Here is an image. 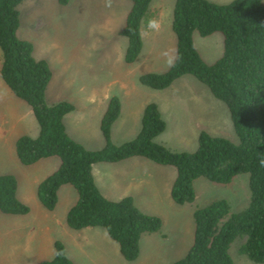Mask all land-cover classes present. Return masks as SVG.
Segmentation results:
<instances>
[{"label":"trees","instance_id":"trees-1","mask_svg":"<svg viewBox=\"0 0 264 264\" xmlns=\"http://www.w3.org/2000/svg\"><path fill=\"white\" fill-rule=\"evenodd\" d=\"M24 0H0V77L12 93L31 108L39 133L36 137L20 135L15 143L19 162L31 165L42 158L57 156L59 167L37 185V199L47 210L58 203L63 185H71L77 200L69 208L66 224L73 230L101 228L115 241L122 257L135 261L140 255L144 234L161 231L162 218L139 209L132 196L118 200L105 197L95 182L93 165L115 163L142 157L159 165L172 166L176 176L170 196L177 205L192 203L194 183L199 178L230 184L235 177L248 173L250 200L233 211L226 199H217L193 210L194 236L186 254L170 264H234L230 254L233 242L241 239L239 251L256 263H264V0H175L171 28L176 38L175 59L163 72H146L138 82L150 89L162 90L184 75H192L206 85L212 95L223 101L230 113L239 139L201 131L198 148L193 152L172 151L154 141L166 127L158 105L148 103L141 128L131 140L114 144L111 128L120 115L117 96L109 98L100 129L105 145L87 149L66 130L64 117L74 105L66 100L46 101L52 71L45 59L35 58L34 46L20 39L19 5ZM66 5L70 0H57ZM131 8L119 31L126 37L124 61L132 64L143 48L141 24L149 15L153 0H130ZM223 35V53L213 63H206L196 49L193 34ZM18 181L13 174H0V211L25 215L30 206L17 196ZM35 264H77L67 254L65 244L57 239L54 254Z\"/></svg>","mask_w":264,"mask_h":264},{"label":"rangeland","instance_id":"rangeland-1","mask_svg":"<svg viewBox=\"0 0 264 264\" xmlns=\"http://www.w3.org/2000/svg\"><path fill=\"white\" fill-rule=\"evenodd\" d=\"M210 1L222 4L232 0ZM174 3L175 0H165L164 18L158 32H151L145 28L150 15L143 19L141 24L143 48L132 64L124 61L127 39L119 33L131 8L130 0H70L66 5L59 4L57 0H24L19 5L20 26L17 36L32 42L34 57L45 59L52 71L46 101L53 104L66 100L74 105L73 111L65 117L66 124L72 136L87 149H99L105 145L100 123L108 100L112 96H117L125 105L121 117L111 128V139L114 144L137 136L141 128L144 110L142 108L150 102L161 104V112L166 119L165 130L155 137L154 141L172 151H195L198 148L201 131L228 138L235 143L239 142L226 104L215 98L209 88L194 76L184 75L162 90L150 89L138 82L140 74L163 72L175 59L176 38L171 28ZM193 41L206 63H213L223 53V35L220 32L206 37L195 32ZM1 56L0 50V59ZM0 83L2 84L0 91L5 96L0 100V108L15 106L17 110L15 134L28 133L37 136L39 127L28 104L17 98L1 79ZM98 98H101V103ZM11 145V139L0 143V173L14 171L18 173L21 192L26 193L27 204L32 206L35 212V204L40 206V203L35 188L30 199L33 177L31 172L28 174L31 178H24L19 174L20 168H24V165L19 163L14 151L12 153L9 149ZM149 164L151 165L141 167L138 171L144 175L145 182L141 194L136 196V203L143 212L162 217L164 226L161 232L167 234L169 242L163 240L161 246H164V249L166 245L178 247L176 251L169 252L170 256L165 260L167 264L186 254L191 246L194 236L192 213L195 208L217 199H226L233 211H240L249 203V175L243 173L227 185L199 178L194 183L196 191L194 202L177 205L172 201L168 190L172 178L168 179L166 174L154 169L155 164L151 162ZM51 169H45L46 172L36 171L42 177ZM172 170L175 172L174 168ZM76 200L75 189L71 185H64L53 212L41 206L45 215L41 217L33 215L34 237L46 241L47 235H52L69 243L70 235L76 234V231L65 223L62 227L56 222L65 221L68 209ZM35 219L38 220L36 224ZM46 226L50 230H46ZM63 228H67L68 231ZM97 230L104 232L101 228ZM241 243L242 240L237 239L230 248L234 264H264L253 262L242 254L239 251ZM85 250L90 251L89 248ZM95 256L93 254L91 258L94 257L100 264L102 261H106V264H116L112 258L113 254L106 257L98 254ZM74 257L79 263L92 264V259L84 257L81 253ZM35 259L33 258V263L37 261ZM150 261L159 264L162 259L153 258ZM1 262L7 264L8 261L0 259Z\"/></svg>","mask_w":264,"mask_h":264},{"label":"crops","instance_id":"crops-1","mask_svg":"<svg viewBox=\"0 0 264 264\" xmlns=\"http://www.w3.org/2000/svg\"><path fill=\"white\" fill-rule=\"evenodd\" d=\"M164 3H165V0H153L150 6V10H149L150 18L156 19L160 25L164 18V11H165L163 7ZM171 17H172V14H171ZM175 51H176V47H175ZM0 65H1V59H0ZM1 85L2 84L0 83V87ZM4 98L5 96L0 91V100ZM101 98H98V100H100ZM100 103H101V100H100ZM120 104H121V111L116 121L121 117L122 112H124L125 105H123L122 102H120ZM156 104L158 105L160 114L166 124V119L164 118L161 112V104L160 103L158 104V102ZM144 108H145V105H144ZM144 108H142V110ZM16 113H17V110L15 106H2L0 108V143L1 142L5 143L8 139H11L12 145L9 149H11L12 153L14 151V155L17 157L16 152H15L16 140L20 135H23V134L28 135V133L15 134L14 130L15 128H17V122H18ZM65 117H64V123H65L67 133L73 139H75V137H73L71 132H69L68 130ZM75 140L78 141L77 139ZM54 157L55 156L42 158L34 164L24 165V168H20L19 174L22 177L24 178L30 177L28 175L29 172H31V176L33 177V178L30 177L32 179L30 199L32 197L33 188H35V190L37 191L38 183L41 180H43L45 177L50 175L52 172H54L59 167L60 159L54 158ZM149 162L151 161L145 158H142V157H132V158L119 161V162H115V163H96L93 165L92 172H93V176L97 184V187L99 188V190L105 197H107L108 199H112V200H118L122 197L129 195L134 198L135 204L138 207L136 203V196L141 194L142 189L144 187L143 184L145 182L144 175L142 173L139 174L138 171L141 167H144V166L148 167L149 165H151L149 164ZM151 163L155 164V166L153 167L154 169L160 171L159 173L166 174L168 176V179L172 178L171 179V184H172L176 176V171L174 172V170H172L174 167L172 168V166L159 165L154 162H151ZM48 168H52L51 171H49V173H46L42 177L37 174L36 170L46 172ZM32 173H35V175H33ZM0 174H13L16 176L17 181H18L17 196L21 201L28 203L27 201L28 199L25 196L26 193H24L23 191L21 192V189H20L21 181H20V177L18 173L14 171V172H6V173H0ZM61 188L59 189V192ZM122 189L123 191H121ZM168 190H169V195H170L171 185H170V189ZM59 192H58V197H59ZM113 192H117V193H113ZM36 197H37V193H36ZM41 206H42L41 203H40V206L36 203L35 212L33 211V207L31 206L30 212L25 215H10V214H4L0 211V259H7L8 261L7 264H35L41 260L51 259L53 257L54 242L57 239L54 238V236L52 235H47L48 237L46 238V241H41V240H38V238L34 237L33 235L35 231V226L33 225L34 217H37V216L41 217L42 215H45V212L40 208ZM43 208L46 209L45 207ZM52 216L54 217L55 214H52ZM37 221L38 220L35 219V224L38 223ZM56 223L64 227V223L66 224V218H65V221L57 220ZM162 226H164V224H162ZM45 228L46 230H50L48 226H46ZM97 229H100V228L86 227L81 230H75L76 234L70 235L69 243L71 245H69V243H67L66 241H63L65 244L68 256L77 264H82V263H79V261H77V259L74 257L79 253L83 254V256L88 259H92L91 256L93 254L94 256L95 254L103 255V257H106V255L111 256V254H113L112 258L116 264H153L150 261L153 258L162 259V262L159 264H167L165 260H167L168 257L170 256L169 252H171L172 250L176 251L178 248L176 246L168 247L166 245V248L164 249V246H161L160 243L163 240H166L169 242V239H168L167 234H163L161 231L156 232V233H151V234H144L140 239L139 257L135 261L128 262L122 257L117 243L113 241L112 239H110L104 230H103L104 232H101L100 230H97ZM64 230L68 231L67 228ZM154 235H160V236H154ZM113 242L115 244H113ZM148 243L152 245L149 246ZM87 248H89L90 251L85 250ZM33 258H36L35 260H37L35 261V263H33ZM105 259L103 258V260ZM20 261H23L25 263H22ZM91 262L92 264H100L99 262L95 261L94 257ZM0 264H5V263L1 262ZM101 264H106V261L105 262L102 261Z\"/></svg>","mask_w":264,"mask_h":264},{"label":"clouds","instance_id":"clouds-1","mask_svg":"<svg viewBox=\"0 0 264 264\" xmlns=\"http://www.w3.org/2000/svg\"><path fill=\"white\" fill-rule=\"evenodd\" d=\"M161 25L156 19L149 18L145 23V28L151 32H158ZM261 164L264 165V161H261Z\"/></svg>","mask_w":264,"mask_h":264}]
</instances>
